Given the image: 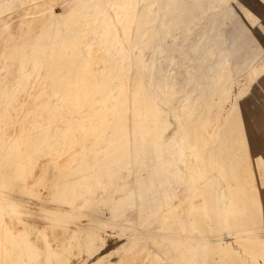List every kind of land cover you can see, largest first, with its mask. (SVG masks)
<instances>
[{"label":"rangeland","instance_id":"374dc122","mask_svg":"<svg viewBox=\"0 0 264 264\" xmlns=\"http://www.w3.org/2000/svg\"><path fill=\"white\" fill-rule=\"evenodd\" d=\"M14 1L0 0V264H215L212 245L214 256L229 245L264 264L253 248L231 247L233 217L216 222L211 212L215 182L223 214L235 204L242 216L244 187L222 151L235 114L264 111V0H202L198 10L183 0ZM11 18L34 20H18L14 47ZM147 114L156 122L139 141ZM212 146L218 164L209 170ZM163 150L173 173L159 164ZM250 159L245 186L264 187ZM244 231L253 245L262 236L258 226Z\"/></svg>","mask_w":264,"mask_h":264},{"label":"crops","instance_id":"0c3cea01","mask_svg":"<svg viewBox=\"0 0 264 264\" xmlns=\"http://www.w3.org/2000/svg\"><path fill=\"white\" fill-rule=\"evenodd\" d=\"M249 110V109H248ZM253 111H244L235 114L239 119L241 116L247 117V121L239 120L238 124L232 129L231 134L227 137L226 142H224V156L226 158V162L228 164L236 165L237 169V178L241 181L243 185V194L237 195V203H238V213H242L237 215L236 219L234 218V224L232 225V232L227 231L232 239L228 242L233 247L238 249H249L253 248L255 251V255L264 256V187H260L255 184L251 189L246 188L245 180L250 179L251 176L248 175L245 171L244 165L249 163V159L253 157V162L260 165V169L264 172V111L258 109L256 107L252 108ZM248 114L251 115L252 121L248 118ZM259 134V141L256 143L255 140V132ZM231 143V145H229ZM209 152V150H208ZM264 177L263 175H259V178ZM255 178V177H254ZM257 201L256 205L252 206L246 199ZM211 212L214 215V220L216 218V200L213 196L211 200ZM212 215V216H213ZM248 226H258L261 228L262 236L259 241L253 245L250 242L247 243L246 239H244L243 233L244 229ZM225 233V231H221ZM235 235V236H232ZM236 241L239 246L236 245ZM241 244H245L244 247ZM226 248V247H223ZM218 258V256L208 255V259L214 260ZM234 260V259H233Z\"/></svg>","mask_w":264,"mask_h":264},{"label":"bare ground","instance_id":"6f19581e","mask_svg":"<svg viewBox=\"0 0 264 264\" xmlns=\"http://www.w3.org/2000/svg\"><path fill=\"white\" fill-rule=\"evenodd\" d=\"M14 1V0H13ZM27 1H29V0H27ZM59 1V0H58ZM182 1V0H181ZM208 1V0H207ZM2 2V1H1ZM15 2V1H14ZM24 2V1H23ZM178 2V1H177ZM3 3V5H6V3H8V2H6V3H4V2H2ZM25 3V2H24ZM29 3V2H28ZM31 3V2H30ZM33 3V2H32ZM182 5H189L190 6V9L192 8V9H194V8H197V10H198V8H200L203 4H202V0H183L182 2ZM1 4V3H0ZM23 4V3H22ZM176 4V3H175ZM180 4V3H179ZM24 5H26V4H24ZM39 5V4H38ZM0 6H2V5H0ZM21 6V5H20ZM23 6V5H22ZM34 6V5H33ZM37 6V5H36ZM170 6V5H169ZM179 6V8H180V5H178ZM184 6V7H185ZM24 7V6H23ZM67 7V6H66ZM124 7V6H123ZM171 7V6H170ZM173 7V6H172ZM183 7V6H182ZM33 8V7H32ZM32 8H31V10H32ZM120 8V7H119ZM188 8V7H187ZM35 9H38V8H36L35 7ZM39 9H40V7H39ZM50 9V8H49ZM135 9V8H134ZM133 9V10H134ZM169 10H170V8H168ZM184 9H186V8H184ZM11 10V9H10ZM30 10V9H29ZM34 10V9H33ZM40 10H42V9H40ZM47 10V9H46ZM45 10V11H46ZM115 10V9H114ZM128 10V9H127ZM201 10V9H200ZM26 11V10H25ZM24 11V12H25ZM36 11V10H35ZM69 11V10H68ZM117 11V10H116ZM149 11V10H148ZM181 11H182V9H181ZM27 12H28V10H27ZM30 12V11H29ZM33 11H31V13H32ZM150 12V11H149ZM180 12V11H179ZM188 12H189V10H188ZM191 13H192V11H190ZM2 13V12H1ZM31 13H28L29 15L31 14ZM38 13H40V12H38ZM38 13H36V14H38ZM42 13V12H41ZM23 14V13H22ZM22 14H20L21 16H22ZM48 14V13H47ZM149 14V13H148ZM190 14V13H189ZM188 14V15H189ZM23 15H25V14H23ZM29 15H27V16H29ZM32 15H34V14H32ZM212 15V14H211ZM39 16V15H38ZM43 16V18H44V16L45 15H42ZM154 16V15H153ZM174 16V15H173ZM178 16V15H177ZM179 16H181V15H179ZM25 17V16H24ZM14 18H17V17H15L14 16ZM12 19V20H15V19ZM32 18H34V17H32ZM41 19H42V17H40ZM170 18V17H169ZM183 18H184V16H183ZM182 18V19H183ZM36 19H38V17L37 18H35L34 20L36 21ZM176 19V18H175ZM11 20V21H12ZM18 20L19 21H26V20H28V19H25V18H23V19H17V20H15V21H17L18 22ZM30 20V23L32 24V20L33 19H29ZM33 20V21H34ZM173 20V19H172ZM11 21H10V23H11ZM14 21V22H15ZM37 21H39V20H37ZM44 21V20H43ZM168 21V20H167ZM166 21V22H167ZM180 21H182L181 19H180ZM27 22H29V21H27ZM41 22V21H40ZM47 22V21H46ZM45 22V23H46ZM179 22V21H178ZM183 22V21H182ZM3 23V22H2ZM7 23V22H6ZM19 23V22H18ZM26 23V22H25ZM128 23V22H127ZM13 24V23H12ZM31 24H27L26 23V27H27V25H30V27L31 26H33V24L31 25ZM135 24V23H134ZM155 24V23H154ZM168 24V23H167ZM18 25V24H17ZM38 25V24H37ZM43 25V24H42ZM41 25V26H42ZM24 23H19V25L18 26H15V27H17V28H15V30H14V33H15V37L16 38H14V39H10L9 38V40L8 41H6V43H8V44H13V47H14V45H15V43L17 44V41L19 40V36L20 35H22L21 33H20V31L22 30V29H24ZM134 26V25H133ZM166 27V26H165ZM218 27V26H217ZM13 28H14V26H13ZM39 28H41V27H39ZM132 28V27H131ZM213 28V27H212ZM3 29V28H2ZM12 29V28H11ZM133 29V28H132ZM39 30V29H38ZM213 30V29H212ZM33 30H31V32H32ZM30 32V31H29ZM115 34V33H114ZM219 34V33H218ZM12 35H13V33H12ZM131 35V34H130ZM150 35V34H149ZM28 36V35H27ZM30 36V35H29ZM116 36H117V34H116ZM115 36V37H116ZM89 37V36H88ZM2 38H4V37H2ZM26 38H28V37H26ZM107 38V37H106ZM149 38H151V37H149ZM117 40V39H116ZM2 41H3V39H2ZM28 41H29V38H28ZM19 42V41H18ZM5 43V44H6ZM1 44V43H0ZM4 44V45H5ZM193 44V43H192ZM84 45V44H83ZM119 46V45H118ZM147 46V45H146ZM1 47H2V45H1ZM9 47H10V45H9ZM139 50V49H138ZM226 50V49H225ZM0 51H2L1 50V48H0ZM4 51V50H3ZM51 51V50H50ZM118 53V52H117ZM203 53V52H202ZM6 55H8V52H6ZM117 55V54H116ZM225 55H226V53H225ZM8 56H10V55H8ZM147 56V55H146ZM222 56V55H221ZM7 57V56H6ZM62 57H65V56H62ZM67 57V56H66ZM61 58V57H60ZM64 59V58H63ZM145 59V58H144ZM189 59V58H188ZM14 60V62H15V60H18V58H15V59H13ZM62 60V59H61ZM65 60V59H64ZM195 60V59H194ZM99 61V60H98ZM9 62V61H8ZM216 62V61H215ZM226 64V63H225ZM3 65V64H2ZM53 65V64H52ZM16 66V65H15ZM27 66V65H26ZM1 67V66H0ZM58 68V67H57ZM188 68V67H187ZM89 70H90V68H89ZM224 70V69H223ZM199 71V70H198ZM225 71H226V69H225ZM222 72V75H223V73H226V72ZM12 72H14V71H12ZM55 72V71H54ZM204 72V71H203ZM211 72V71H210ZM15 73V72H14ZM17 73V72H16ZM109 73V72H108ZM43 74V73H42ZM10 75H12V74H10ZM40 75V74H39ZM44 76H45V74H43ZM94 75V74H93ZM214 75V74H213ZM221 75V74H220ZM225 75H227V74H225ZM129 76V75H128ZM209 76H210V74H209ZM21 77V76H20ZM18 78H19V76H18ZM225 78V77H224ZM206 79V78H205ZM222 79V78H221ZM13 80V79H12ZM86 80V79H85ZM129 80H130V78H129ZM55 81V80H54ZM224 81V80H223ZM13 83V82H12ZM172 83V82H171ZM197 83V82H196ZM222 83V82H221ZM221 83H220V85H221ZM30 84V83H29ZM43 85V84H42ZM51 85V84H50ZM219 85V84H218ZM128 86H129V82H128ZM88 88V87H87ZM128 88V87H127ZM221 88V87H220ZM9 89V88H8ZM11 89V88H10ZM30 90V89H29ZM35 90V89H34ZM91 90H93V89H91ZM125 91H127V90H125ZM124 91V92H125ZM176 91V90H175ZM50 92V91H49ZM164 92V91H163ZM174 92V91H173ZM39 93V92H38ZM37 93V94H38ZM81 93V92H80ZM127 93V92H126ZM33 94V93H32ZM163 95V94H162ZM34 96V95H33ZM80 97V96H79ZM35 98V97H34ZM60 99V98H59ZM20 100V99H19ZM33 100V99H32ZM47 100V99H46ZM43 102V101H42ZM22 103V102H21ZM33 104V103H32ZM127 104V103H126ZM186 104V103H185ZM237 104V103H236ZM12 105V104H11ZM20 105V104H19ZM89 105V104H88ZM94 105V104H93ZM129 105V104H128ZM127 105V106H128ZM14 106V105H13ZM30 107V106H29ZM87 107V106H86ZM234 107H235V105H234ZM117 108V107H116ZM17 109V108H16ZM28 110V109H27ZM33 110V109H32ZM235 110V109H234ZM120 111V110H119ZM11 112V111H10ZM9 112V113H10ZM19 113V112H18ZM87 113V112H86ZM43 115V114H42ZM41 115V116H42ZM85 115V114H84ZM76 116V115H75ZM2 117V116H1ZM34 117V116H33ZM96 118V117H95ZM222 118V117H221ZM140 119V122H139V130L141 131V138H139V141H141L140 139H146V136H148V134H149V131H147V128H146V123L148 122V121H152V122H156V120H155V117H153L152 115H145V116H142L141 115V117L139 118ZM222 119H224V118H222ZM20 120V119H19ZM44 120V119H43ZM210 120H211V118H210ZM210 120L209 121H207V123L208 122H210ZM14 121V120H13ZM35 121V120H34ZM109 121V120H108ZM11 122V121H10ZM9 122V123H10ZM39 122H40V120H39ZM111 122V121H110ZM212 122V121H211ZM24 123V122H23ZM31 124V123H30ZM101 124V123H100ZM210 124V123H209ZM9 125V124H8ZM11 125V124H10ZM206 125V124H205ZM210 125H212V124H210ZM226 126H227V123L226 124H223V126H222V128H221V133H219V136L216 138V140H215V142H217L218 141V143H219V141L222 143L225 139H226V133H225V128H226ZM227 127H230V126H227ZM127 128V127H126ZM128 128H129V126H128ZM231 128V127H230ZM40 129V128H39ZM229 129V128H228ZM17 130V129H16ZM97 130V129H96ZM208 130H209V127H208ZM211 130V129H210ZM30 131V130H29ZM21 132V131H20ZM90 132V131H89ZM95 132V131H94ZM105 132V131H104ZM228 132H230L229 130H228ZM2 134V133H1ZM16 134V133H15ZM31 134V133H30ZM228 134V133H227ZM17 135V134H16ZM80 135V134H79ZM104 135V134H103ZM108 135V134H107ZM128 135V134H127ZM199 135V134H198ZM10 136V135H9ZM77 136V135H76ZM140 136V135H139ZM13 137V136H12ZM79 137V136H78ZM76 139H77V137H76ZM98 139V138H97ZM128 141V140H127ZM138 141V142H139ZM145 141V140H144ZM188 141V140H187ZM198 142V143H203V142H205V139L202 137V136H196L195 137V140H194V142ZM143 142V141H142ZM141 143V142H140ZM143 144V143H142ZM204 144V143H203ZM222 146V145H221ZM103 147V146H102ZM222 148V147H221ZM157 148H155V150H156ZM224 149V148H223ZM75 151H77V150H75ZM216 151L217 150H215L214 148H213V146L211 147V149H209V152L207 153V158H206V163H207V169H212V168H214V167H216L217 166V164H218V161H217V153H216ZM222 151V150H221ZM23 152V151H22ZM223 152V151H222ZM72 153H74V152H72ZM157 153V152H156ZM220 154H222V153H220ZM75 155V154H74ZM144 157V156H143ZM158 158V161H159V164L167 171V172H172L173 173V169H174V166H173V164L171 163V161L169 160V155H168V153L166 152V151H161L159 154H158V156H157ZM65 159V158H64ZM251 160V159H250ZM41 163H42V161H41ZM143 164V163H142ZM147 165V164H146ZM158 166V165H157ZM59 167V166H58ZM122 169V170H121ZM129 169V167L128 166H123L122 168H120V175H121V172H123V174L126 172V170H128ZM156 169V168H155ZM61 171V170H60ZM95 171V170H94ZM130 171V170H129ZM131 172V171H130ZM129 172V173H130ZM150 172V171H149ZM156 172V171H155ZM222 172V171H221ZM220 172V173H221ZM127 173V172H126ZM130 174H132V173H130ZM38 175V174H37ZM49 175V174H48ZM118 175V174H117ZM50 176V175H49ZM56 176V175H55ZM221 176V175H220ZM35 177H36V175H35ZM129 177H130V175H125V176H123L122 178H121V180L122 181H119V179L117 180L118 182H121V183H125V182H129L130 181V179H129ZM47 178H49V177H47ZM130 178H132V177H130ZM221 178V177H220ZM127 179H129V181H127ZM222 179V178H221ZM222 181H223V179H222ZM105 183V182H104ZM121 183L120 184H118V185H121ZM131 183V182H130ZM112 184V183H111ZM132 184V183H131ZM214 184V187H213V196L215 197V200H216V205H215V209H216V218H215V221L216 222H220V221H222L221 219L223 218L224 219V217H225V220L227 219V218H230V217H233V218H235L236 217V215L234 214V212H235V209H236V207H235V204H233V205H231L232 206V208L230 209V211H226V213L225 214H223V209H222V207H221V205H220V201H219V199H218V197H217V195H216V187H215V182L213 183ZM130 185V184H129ZM99 186V185H98ZM124 186H126V185H124ZM161 186V185H160ZM184 187H185V185H184ZM230 187V186H229ZM227 188H228V186H227ZM98 189H100V187L98 188ZM128 189V191H129V188H127ZM186 190H187V188H186ZM191 190V189H190ZM189 190V191H190ZM221 190V189H220ZM229 190V189H228ZM97 191H100V190H97ZM126 191V190H125ZM188 191V190H187ZM187 191H186V193H187ZM191 191H193V190H191ZM197 191V190H196ZM230 191V190H229ZM223 192V191H222ZM116 193H117V191H116ZM189 193V192H188ZM196 193V192H195ZM128 194V193H127ZM221 194V193H220ZM226 194V193H225ZM164 195V194H163ZM187 195V194H186ZM197 195V194H196ZM233 195V194H232ZM98 197V196H97ZM199 197H201V196H199ZM231 197V196H230ZM93 198H95V197H93ZM115 198V197H114ZM168 198V197H167ZM166 198V200H168ZM233 198V197H232ZM96 199V198H95ZM116 199V198H115ZM114 199V200H115ZM184 199V198H183ZM202 199V198H201ZM154 200V199H153ZM91 201H94L93 199L91 200ZM169 201V200H168ZM255 201V200H254ZM253 201V202H254ZM221 202H222V200H221ZM79 203V202H78ZM82 203V202H81ZM81 203H79V204H81ZM167 203V202H166ZM230 203V202H229ZM201 204V203H200ZM232 204V203H231ZM254 204H255V202H254ZM170 205V204H169ZM179 207V206H178ZM237 207H238V205H237ZM159 208V207H158ZM178 209V208H177ZM171 211V210H170ZM224 211V212H225ZM10 213V212H9ZM186 213H187V211H186ZM205 213V212H204ZM134 214V213H133ZM136 214V213H135ZM129 215V214H128ZM166 215V214H165ZM160 216V215H159ZM127 217V216H126ZM169 217V216H168ZM187 217H189V216H187ZM205 217V216H204ZM232 218V219H233ZM129 219H131V218H129ZM166 220V219H165ZM189 220V219H188ZM225 220H223L224 222H225ZM164 221V220H163ZM191 220H189V222H190ZM227 221V220H226ZM229 221V220H228ZM226 222L227 224L230 222ZM233 221V220H232ZM230 222V223H233V222ZM166 222H168V218H167V221ZM223 222V223H224ZM162 223V222H161ZM7 224V223H6ZM158 224H159V222H158ZM164 225V224H163ZM218 225H220V224H218ZM218 225H216V226H218ZM8 226V225H7ZM229 226V225H228ZM163 227V226H162ZM161 227V228H162ZM220 227V226H219ZM232 227V226H231ZM231 227H229V228H231ZM3 228V227H2ZM7 228V227H6ZM51 228V227H50ZM224 229V228H223ZM231 229H233V228H231ZM49 230H53L52 228L51 229H49ZM49 230H42L43 232L42 233H44V234H46L47 235V232L49 231ZM164 230V229H163ZM184 230V229H183ZM219 230H221V229H219ZM225 230V229H224ZM38 231V230H37ZM47 231V232H46ZM61 231V230H60ZM59 231V232H60ZM128 231V230H127ZM227 231H229V229L227 230ZM232 231V230H231ZM12 232V231H11ZM196 232V231H195ZM25 233H26V231H25ZM25 233H24V235H25ZM28 233V232H27ZM23 234V233H22ZM63 234V233H62ZM61 234V235H62ZM68 234V233H67ZM66 234V235H67ZM166 234V233H165ZM179 234V233H178ZM186 234V233H185ZM15 235V234H14ZM65 235V234H64ZM13 236V235H12ZM18 236V235H17ZM26 236V235H25ZM24 236V237H25ZM50 236H51V234H50ZM57 236H59V235H57ZM27 237V236H26ZM47 237V236H46ZM54 237V236H53ZM149 237V236H148ZM152 237V236H151ZM168 237H170V236H168ZM23 238V237H22ZM48 239V238H47ZM50 239V238H49ZM54 239V238H53ZM14 240V239H13ZM25 240V241H24ZM23 241H24V245H25V242H26V239H24ZM8 241V240H7ZM3 242V241H2ZM170 242V241H169ZM53 243V242H52ZM27 244V243H26ZM165 244V243H164ZM5 245V244H4ZM28 245V244H27ZM26 245V246H27ZM140 245V244H139ZM166 245H167V243H166ZM175 245V244H174ZM9 246V245H8ZM25 246V247H26ZM35 246V245H34ZM54 246V245H53ZM126 246H128V245H126ZM125 246V247H126ZM142 246H144V245H142ZM169 246V245H168ZM172 246V245H171ZM186 246V245H185ZM203 246V245H202ZM217 246V245H216ZM6 247V246H5ZM36 247V246H35ZM129 247V246H128ZM167 247V246H166ZM170 247V246H169ZM215 247V246H214ZM213 247V245L210 247V255H213L212 253L217 249L216 247L214 248ZM231 247H233L232 245H231ZM55 248V247H54ZM157 248V247H156ZM186 248V247H185ZM194 248V247H193ZM218 248L220 249L219 251L220 252H222V253H220V254H216L215 256H218V258H219V261H215L216 263L215 264H249V262H247L246 261V258H242L239 254H237L236 252H234L235 250H232V248H230L229 247V245H226V248H223V247H221L220 245L218 246ZM9 249V248H8ZM29 249V248H28ZM32 249V248H31ZM126 249V248H125ZM178 249V248H177ZM204 249V248H203ZM250 249V248H249ZM252 249V248H251ZM250 249V250H251ZM140 250V249H139ZM147 250V249H146ZM148 250H149V248H148ZM166 250H168V248L166 249ZM175 250V249H174ZM188 250V249H187ZM247 250V249H246ZM253 250V249H252ZM1 251H4V250H1ZM9 251H11V250H9ZM29 251V250H28ZM55 251V250H54ZM123 251V250H122ZM134 251V250H133ZM136 251H137V249H136ZM55 252H57V251H55ZM125 252H127V250L125 251ZM248 252V251H247ZM250 252V254H251V251H249ZM2 253V252H1ZM39 253V252H38ZM136 253V252H135ZM182 252H180V254H181ZM239 253V252H238ZM33 254V253H32ZM57 254V253H56ZM124 254V253H123ZM164 254V253H163ZM179 254V253H178ZM1 255V254H0ZM5 255V254H4ZM120 255V254H119ZM153 255V254H152ZM166 255H167V253H166ZM183 255V254H182ZM36 256H38V255H36ZM121 256V255H120ZM203 256V255H202ZM205 256V255H204ZM214 256V255H213ZM245 256V255H244ZM2 257V256H1ZM4 257V256H3ZM2 257V258H3ZM18 258H19V260H20V258L22 257V256H17ZM123 257V256H122ZM182 257V256H181ZM251 257H252V255H251ZM255 258L257 257V256H254ZM253 257V258H254ZM264 257V256H263ZM6 259H12V256L10 255V256H6L5 257ZM4 258V259H5ZM167 258V257H166ZM179 258V257H178ZM254 258V259H255ZM14 259V258H13ZM123 259H125L124 257H123ZM234 259V260H233ZM257 259V258H256ZM261 259V258H260ZM264 259V258H263ZM179 260V259H178ZM252 260V259H251ZM4 261V260H3ZM31 261V260H30ZM123 261V260H122ZM143 261V260H142ZM177 261V260H176ZM213 261V260H212ZM232 263H231V262ZM255 261V260H254ZM258 261V260H257ZM5 262V261H4ZM33 262V261H32ZM263 262V261H262ZM154 263V262H153ZM160 263H161V260H160ZM250 263H252V262H250ZM254 263V262H253ZM3 264V263H2ZM6 264H7V262H6ZM10 264H15V263H10ZM127 264V263H126ZM156 264V263H155ZM167 264V263H166ZM176 264V263H175ZM179 264V263H178ZM180 264H182V261H181V259H180ZM213 264V263H212Z\"/></svg>","mask_w":264,"mask_h":264}]
</instances>
